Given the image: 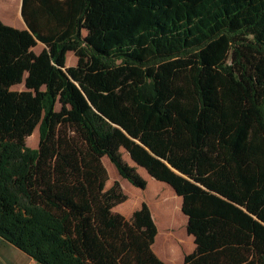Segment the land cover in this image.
I'll use <instances>...</instances> for the list:
<instances>
[{"label":"trees","instance_id":"trees-1","mask_svg":"<svg viewBox=\"0 0 264 264\" xmlns=\"http://www.w3.org/2000/svg\"><path fill=\"white\" fill-rule=\"evenodd\" d=\"M21 15L27 29L0 20V237L39 264H166L148 205L113 211L127 197L105 188L107 158L182 197V264H264V0H22Z\"/></svg>","mask_w":264,"mask_h":264},{"label":"crops","instance_id":"crops-1","mask_svg":"<svg viewBox=\"0 0 264 264\" xmlns=\"http://www.w3.org/2000/svg\"><path fill=\"white\" fill-rule=\"evenodd\" d=\"M9 2H10V0H0V20H1V22L4 23L5 25L12 26V27H15L17 29H27L26 23H25L22 15H21L22 0H13L12 6H10L8 4ZM38 46H40V47H39V49L36 50V47H38ZM42 48H43V44L40 42H37V44L32 48V50L35 53H39ZM19 86H22V84L21 85H15L12 88L13 89H21L23 87V86L22 87H19ZM156 184H157V188L154 192V195L160 199L159 210L165 214L175 213L179 217V223L181 224L180 227H177V228L173 227V226H175L173 223H175L177 225L178 221H173L172 226L171 225H165L164 223L163 224L160 223L158 225V223H156V221L154 220V212L149 207L148 202L147 203L145 202L146 200L144 199V197L139 198V200H137L136 202L133 201L132 204L127 206V208H131L130 212L132 214L133 211H135L136 209H138L140 207L142 202H145L148 205V207L150 209L151 216H152L153 221H154L155 226H156V230H157L155 238H154V242L152 244L154 251L160 257H162V259H164L165 263L167 262L166 264H168V263H170V264H182L184 256L186 254L192 252L195 248L194 237H193V235L188 234L187 230H186L187 216L181 211L182 197L177 195L174 192V190L172 189V187L170 185H168L167 183L157 181ZM148 189H149V186H148V183H146L145 188L141 189L142 193H144L146 191L148 192ZM170 201L173 202V205H171L169 203ZM165 202H167L168 204H164ZM131 214H130V216H131ZM183 225L185 227V229L183 231L184 239L187 241V243L184 244L185 246L182 245L183 243H177L176 244L177 248L168 247V249L166 250L165 247H161V245L163 244V241L167 240V241L176 242L175 240L168 239V236L170 233H175V231H173V229H175L176 231H178L179 229L183 230L182 229ZM165 226L168 228L171 227L172 231L168 230ZM180 237L181 236H179V238ZM182 238H183V236H182ZM184 247L188 252L183 253L181 256V260L179 261V257H180L179 256V252H180L179 248L181 250ZM173 249H177V252L174 253L172 251ZM167 251H171L170 255H167ZM0 264H39V263L36 262L34 259H32L30 256H28L23 251H21L20 249H18L17 247H15L11 243L7 242L6 240H4L0 237Z\"/></svg>","mask_w":264,"mask_h":264},{"label":"rangeland","instance_id":"rangeland-1","mask_svg":"<svg viewBox=\"0 0 264 264\" xmlns=\"http://www.w3.org/2000/svg\"><path fill=\"white\" fill-rule=\"evenodd\" d=\"M13 0H10V2L8 3L10 6H12ZM40 46L36 47V50L39 49ZM76 63V57L74 56V54L72 52H68L66 55V66H74ZM22 87V86H19ZM58 107V106H57ZM25 144L28 147L31 148H36L37 144H38V129L37 127L33 130V132L31 133V135H29L28 137H26L25 139ZM123 158L129 163V164H133L126 153H123ZM102 162L107 170V175H108V179L105 183V188H109L113 181H117L120 185V188L122 190V192L126 195V200L117 204L116 206H114L113 211L118 212L122 215H124L126 218H129L130 214H131V208H127V206H129L130 204H132L133 201H137L139 200V198L144 197V199L146 200L145 202L149 204V207L152 209V211L154 212V220L156 221V223H158V225L160 223H164L165 225H168L167 223H165L163 220L165 219V213H163L162 211L159 210V206H160V199L158 197H156L154 195V192L157 188V184H156V180L152 179L151 177H149V175L146 173L145 169L141 168V167H137L136 170L139 174V176H141L146 183H148L149 189L148 192H144L142 193V190L140 188L134 187L132 186L128 181H126L125 179L121 178L116 169L114 168V166L108 161L107 158H103ZM134 165V164H133ZM164 188V187H163ZM171 205H173V202L170 201L169 202ZM164 204H168L167 202H165ZM156 211V212H155ZM176 218V217H175ZM176 220L178 221V217L176 218ZM166 227V226H165ZM168 230H171V227L168 228L166 227ZM183 230H181L182 232L180 233V236H183L184 238V234L183 231L185 229L184 225L182 227ZM173 231L177 232L175 229H173ZM177 237H179L178 235H176ZM183 246H185L184 244H182ZM153 249V246H152ZM154 251V249H153ZM179 261L181 260V256L183 253L188 252L185 247L182 248L180 250L179 248ZM155 252V251H154ZM155 254L164 261V259H162V257H160L156 252ZM165 262V261H164ZM167 263V262H166ZM170 264V263H168Z\"/></svg>","mask_w":264,"mask_h":264},{"label":"water","instance_id":"water-1","mask_svg":"<svg viewBox=\"0 0 264 264\" xmlns=\"http://www.w3.org/2000/svg\"><path fill=\"white\" fill-rule=\"evenodd\" d=\"M129 160H130V158H129ZM131 161V160H130ZM132 162V161H131ZM132 163H134V162H132ZM134 165H136V164H134Z\"/></svg>","mask_w":264,"mask_h":264}]
</instances>
